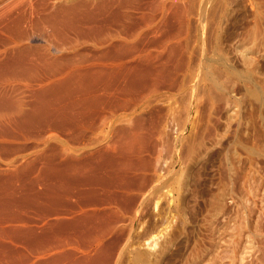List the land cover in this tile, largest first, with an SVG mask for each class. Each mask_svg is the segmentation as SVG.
<instances>
[{"label":"rangeland","instance_id":"rangeland-1","mask_svg":"<svg viewBox=\"0 0 264 264\" xmlns=\"http://www.w3.org/2000/svg\"><path fill=\"white\" fill-rule=\"evenodd\" d=\"M40 1L0 0V30L7 17L33 15ZM137 5L144 7V54H155L153 62L165 74L158 94L153 95V79L144 88V98L153 95L144 110V170L136 173L144 175V199L131 210L114 205L117 230L103 242L106 254L98 263L214 264L226 247L225 264H264V233H258L264 229V0H140ZM133 10L134 16L142 11ZM34 26L24 28L32 34L46 29ZM30 44L42 42L33 38ZM4 212L0 229L11 226L13 214L41 227V212L33 207L10 206ZM46 238L38 246L11 234L1 237L0 264L14 261L10 253L32 258L55 243L69 244L79 256L95 237Z\"/></svg>","mask_w":264,"mask_h":264},{"label":"bare ground","instance_id":"bare-ground-1","mask_svg":"<svg viewBox=\"0 0 264 264\" xmlns=\"http://www.w3.org/2000/svg\"><path fill=\"white\" fill-rule=\"evenodd\" d=\"M138 1L41 0L34 16L7 17L0 30V213L10 206L41 212V227L11 215L0 239L11 234L40 246L46 237H95L79 256L58 241L32 258L10 253V264H97L103 242L117 230L114 205L131 210L144 194V175L136 174L144 170V110L159 93L165 68L153 62L155 54H144V7ZM131 9L142 11L134 16ZM25 25L46 29L32 34ZM33 38L42 44L31 45ZM151 79L154 94L144 98ZM225 248L221 264L230 258Z\"/></svg>","mask_w":264,"mask_h":264}]
</instances>
